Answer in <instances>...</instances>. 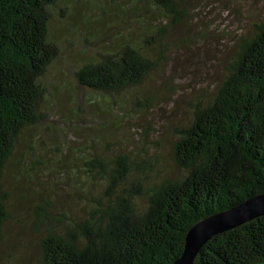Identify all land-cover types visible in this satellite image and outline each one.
I'll return each instance as SVG.
<instances>
[{
	"label": "trees",
	"instance_id": "1",
	"mask_svg": "<svg viewBox=\"0 0 264 264\" xmlns=\"http://www.w3.org/2000/svg\"><path fill=\"white\" fill-rule=\"evenodd\" d=\"M61 1L0 0V243L12 217L5 170L24 130L43 119L41 78L59 55L51 11ZM194 2L134 0L130 8L145 11L135 20L141 31L87 60L76 72L79 85L104 97L144 87L167 60L171 28L189 20ZM223 70L175 128L173 166L147 152L97 154L83 165L100 188L80 198L81 213L54 216L38 207L47 231L43 264H173L196 223L264 193V17L236 40ZM194 264H264V216L215 235Z\"/></svg>",
	"mask_w": 264,
	"mask_h": 264
},
{
	"label": "rangeland",
	"instance_id": "2",
	"mask_svg": "<svg viewBox=\"0 0 264 264\" xmlns=\"http://www.w3.org/2000/svg\"><path fill=\"white\" fill-rule=\"evenodd\" d=\"M133 1L63 0L52 9L50 36L59 55L41 78L43 119L24 130L5 170L12 217L0 264H43L39 243L47 231L38 207L54 216L81 213L85 193L100 188L84 174L86 159L135 151L173 166L175 128L188 119L196 97L221 82L236 40L264 17V0H195L189 20L171 28L167 60L159 61L144 87L104 97L79 85L76 72L141 31L135 20L145 11L139 5L136 14Z\"/></svg>",
	"mask_w": 264,
	"mask_h": 264
},
{
	"label": "water",
	"instance_id": "3",
	"mask_svg": "<svg viewBox=\"0 0 264 264\" xmlns=\"http://www.w3.org/2000/svg\"><path fill=\"white\" fill-rule=\"evenodd\" d=\"M264 216V193L196 223L186 234L182 255L173 264H194L200 251L215 235L234 230Z\"/></svg>",
	"mask_w": 264,
	"mask_h": 264
}]
</instances>
